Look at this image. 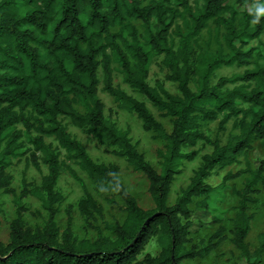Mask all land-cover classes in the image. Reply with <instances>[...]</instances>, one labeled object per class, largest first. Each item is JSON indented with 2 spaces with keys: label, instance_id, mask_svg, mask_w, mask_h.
Masks as SVG:
<instances>
[{
  "label": "trees",
  "instance_id": "1",
  "mask_svg": "<svg viewBox=\"0 0 264 264\" xmlns=\"http://www.w3.org/2000/svg\"><path fill=\"white\" fill-rule=\"evenodd\" d=\"M261 5L264 0H0V196L11 195L16 208L8 242L0 241V264H183L209 256L225 241L248 264H260L264 230L255 256L246 240L254 219L250 210L264 191V160L256 169L247 160L256 143L264 149V16L251 23ZM205 30L213 34L215 51L210 43L205 49L198 44ZM157 60L178 95L161 83L148 84ZM231 67L245 70L214 82L220 69ZM115 73L168 120L169 131L144 103L114 86ZM100 84L119 110L135 115L143 131L163 143L159 171L138 152L130 131L105 117ZM64 120L142 174L153 208H140L119 182L117 166L94 162ZM217 121L220 132L231 121L237 131L224 145L203 132ZM199 143L211 152L169 205L171 187L183 163L197 158L193 149ZM241 157L245 168L228 172L222 182L245 177L243 187L233 191L237 206L228 237L219 226L207 243L193 244V213L208 210L213 193L207 180L216 170L238 165ZM22 159L46 173L38 187L23 182L16 195L9 169ZM70 164L108 203L114 195L122 201L125 218L105 226L110 237L97 230L94 241L78 240L70 222L63 231L57 226L63 201L57 185L64 171L83 189L78 211L87 226L94 228L95 217L102 216ZM27 197L37 199L47 214L42 227L25 224ZM152 241L158 253L144 254Z\"/></svg>",
  "mask_w": 264,
  "mask_h": 264
},
{
  "label": "rangeland",
  "instance_id": "2",
  "mask_svg": "<svg viewBox=\"0 0 264 264\" xmlns=\"http://www.w3.org/2000/svg\"><path fill=\"white\" fill-rule=\"evenodd\" d=\"M191 4L194 0H188ZM201 2V0H196ZM253 5H248L246 10L250 11ZM238 11H242L241 7H235ZM138 25V23H137ZM211 31L214 27L211 26ZM213 36V34H212ZM212 36L206 30L202 32L199 37V46L202 49L207 47L210 43V48L215 51L216 44ZM264 41V38L262 39ZM245 68H222L214 78L216 82L219 78H229L233 75H241ZM99 79H102L99 73ZM156 83L163 84L165 90L173 95H178L176 86L170 84L165 80V71L160 67V60L155 61L150 67L148 84L155 87ZM114 86L121 89L127 95L135 98L139 102L145 104L153 117L160 122L164 128L169 131L170 125L167 119L159 117L156 109L139 94L131 91L121 79L118 73L114 74ZM98 96L104 104V114L107 119L113 122L118 129L129 130L132 143L136 145L137 150L142 154L145 160L150 165L159 171V160L157 158V151L163 147V143L154 138L150 133H145L142 129L141 122L133 114L119 110L116 103L111 97L102 91V85L99 86ZM232 121L225 126V130L220 132L218 130V121L206 124L203 127L204 134L210 139H218L222 145L226 141L237 135V131L232 128ZM66 125L68 132L76 138L85 148L89 157L98 164L115 165L118 168V180L126 191L135 198L140 208L149 210L153 208L152 200L148 193V182L146 178L137 172L125 162V160L115 157L111 154V149L98 145L93 139L87 138L80 131L72 127L67 120L63 121ZM47 142L52 143L51 140ZM55 145V143H53ZM197 151L198 156L193 162H185L181 167V174L178 175L171 187V192L168 199V204L173 205L181 190L185 189L193 173L197 170L201 163V157L211 152V147L199 143L194 149ZM63 159V157L61 158ZM247 160L251 163L253 169H256L261 161L264 160V149L256 143L253 150L249 153ZM77 177L81 180L86 190L92 195L97 204L102 208V216H96L92 222L94 228H89L84 220V217L78 211V203L83 199L84 193L81 185L75 181L66 171L62 172L57 185V191L62 196L63 201L58 207V215L56 217V224L61 231H63L68 222L71 223L73 235L78 240L94 241L97 236V230L105 237H110V233L105 229L106 225L114 223H122L124 214V205L120 198L116 195L113 196V204L107 202V199L99 193L94 186L87 179L86 175L82 173L76 166L70 164ZM245 168V160L243 157L239 158V164L233 165L230 168L223 170H216L212 176L207 180V184L213 189V193L208 201V210L194 211L192 216L191 236L193 244L201 246V241H207L214 235L219 226H222L228 237L229 230L231 229V222L235 214L237 206V198L234 196V190H240L243 187L245 177H241L235 181L223 184V178L228 172L236 173ZM12 177V189L18 195L21 192L23 182L29 185L30 188L38 187L41 178L45 175V168H41V172L36 171L31 166H26L24 160L14 161L9 169ZM259 203L252 207L250 214L254 216L251 223L250 232L247 237V244L252 256H255L259 249V235L264 230V191L258 195ZM24 212L23 220L30 228L42 227L47 219V214L41 207V203L33 198L27 197L23 201ZM0 208L2 209V216H0V241L3 243L8 242L9 238V225L16 215V208L14 206L13 197L11 195L0 196ZM192 210H195L191 206ZM158 247L155 242H150L144 254L156 255ZM183 264H248L247 261L240 255V253L228 242L225 241L218 249L213 251L209 256L202 259H195L185 261ZM260 264H264V254L260 257Z\"/></svg>",
  "mask_w": 264,
  "mask_h": 264
},
{
  "label": "clouds",
  "instance_id": "3",
  "mask_svg": "<svg viewBox=\"0 0 264 264\" xmlns=\"http://www.w3.org/2000/svg\"><path fill=\"white\" fill-rule=\"evenodd\" d=\"M264 16V5L259 6L255 12L253 13V19L251 20V23L253 25L258 24L260 22V17Z\"/></svg>",
  "mask_w": 264,
  "mask_h": 264
}]
</instances>
